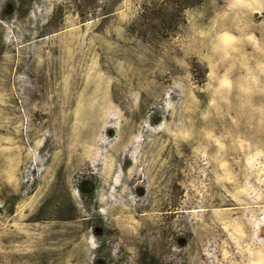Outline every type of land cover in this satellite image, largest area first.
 I'll return each instance as SVG.
<instances>
[{"label": "rangeland", "instance_id": "374dc122", "mask_svg": "<svg viewBox=\"0 0 264 264\" xmlns=\"http://www.w3.org/2000/svg\"><path fill=\"white\" fill-rule=\"evenodd\" d=\"M0 264H264V0H0Z\"/></svg>", "mask_w": 264, "mask_h": 264}]
</instances>
